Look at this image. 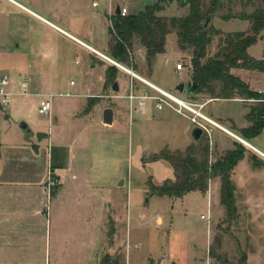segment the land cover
Here are the masks:
<instances>
[{
  "label": "rangeland",
  "instance_id": "rangeland-1",
  "mask_svg": "<svg viewBox=\"0 0 264 264\" xmlns=\"http://www.w3.org/2000/svg\"><path fill=\"white\" fill-rule=\"evenodd\" d=\"M15 1L112 59L111 36L116 16L109 19L104 5L95 9L92 0ZM33 2L50 10L49 14L41 13ZM156 2L164 4L157 16L167 20L188 13V7H182L177 0H126L124 6L130 15ZM223 3L207 27L214 26L216 17H239L240 9L251 10L243 9L239 2ZM2 11L10 14V20L0 14V76H9L14 92H18L22 76L30 80V86L27 96H14V104L0 108V264H127V257L130 264H264L263 157L253 158L251 149L242 144L247 149L244 161L231 174L236 207L232 221L218 203L216 188L205 197L199 192L175 201L149 197L152 195L146 190L148 180L156 186L175 181L169 163L151 160L155 154L185 152L190 147L196 159L201 160V149L208 146V161L213 163L224 152L210 149L205 132L198 141L191 134L186 137L187 129L192 132L195 126L172 110L158 111L150 103L145 114L139 110L131 112L129 102L119 98L128 93L131 76L116 67L112 72L116 73L114 82L119 81L121 95L112 91L108 82L98 98L85 102L84 96L99 88L104 80L99 62L102 60L93 59L87 49L6 0H0ZM77 19L79 31L65 25ZM225 35L220 31L212 36L208 56L214 55ZM262 39L255 49L263 57L264 36ZM53 44L62 53L64 50V56L61 54L58 60L40 58L49 53ZM165 46V54L147 62L144 48L133 40L128 61L115 62L179 99L204 103L208 99L204 94L190 97L188 93L192 50L178 48L174 31L166 37ZM177 63L183 66L181 73L175 70ZM92 64L94 67L89 68ZM40 75L50 81L38 90L43 94L36 92ZM132 79L136 87L143 88L137 79ZM180 83L184 84L183 93L175 90ZM260 88L264 92L263 81ZM40 94L54 95L50 116L38 114ZM245 104L247 108L256 105L254 101ZM107 108L114 111L112 129L100 125ZM210 108L239 118L244 105L232 103L223 108L216 103L202 113L207 114ZM161 112L172 116L165 121ZM21 123L27 125L28 133L19 128ZM226 127L241 136L240 131ZM258 141L251 139L249 143L264 152V131ZM56 149L58 164L67 157L72 163L65 178L71 188L65 203H59L57 198L61 171H54L55 179L51 178V152ZM119 176L129 185L117 186ZM88 177L111 202L110 211L101 210L96 204L99 196L94 197L89 191ZM95 177L104 180L99 182ZM77 198H82L81 207L77 206ZM17 207L23 212L22 218L15 213ZM157 216L163 220L162 225L156 224Z\"/></svg>",
  "mask_w": 264,
  "mask_h": 264
},
{
  "label": "trees",
  "instance_id": "trees-1",
  "mask_svg": "<svg viewBox=\"0 0 264 264\" xmlns=\"http://www.w3.org/2000/svg\"><path fill=\"white\" fill-rule=\"evenodd\" d=\"M176 0H170L173 2ZM182 7H188V13L181 18L169 20L157 16L164 10V4L156 2L144 7L136 14L126 17H115L113 46L110 56L120 64L128 61V50L133 40H137L144 48L146 61L149 62L157 55L165 53L166 37L174 31L180 50H192V75L189 86V96L204 94L209 99L232 100L240 99L247 103L254 101L245 115L249 126L241 129V137L249 141L259 136L264 129V95L250 90L248 85L233 75L234 70L258 71L264 74V58L255 60L248 55V49L255 45L264 34V0H177ZM223 2L233 4L239 2L243 9L250 8L249 13L242 12L239 17L222 16L223 20L237 18L249 23L245 32L226 34L220 41L218 50L212 56L207 55V48L213 35L220 33L213 27H205V20L212 18ZM264 54V51H263ZM115 67L105 70V82L115 83ZM191 84L195 86L191 89ZM202 159L197 160L194 149L185 152L162 151L155 154L151 160H163L170 164L175 181H165L161 186L153 185L151 180L146 183L147 193L156 197H167L171 200L181 199L188 193L205 194L212 179H219V203L224 208L226 218H235L234 185L231 180L233 169L244 159L247 149L240 143L224 152L219 158L208 161V146L201 149ZM58 150L51 152L50 172L52 180L54 171L63 169L64 162L57 163ZM253 157V155H252ZM255 158V157H253ZM57 163V164H56ZM52 194V193H51ZM246 264V263H245Z\"/></svg>",
  "mask_w": 264,
  "mask_h": 264
},
{
  "label": "crops",
  "instance_id": "crops-1",
  "mask_svg": "<svg viewBox=\"0 0 264 264\" xmlns=\"http://www.w3.org/2000/svg\"><path fill=\"white\" fill-rule=\"evenodd\" d=\"M8 1L9 3H11L13 6H15L16 8H18L19 10H21L22 12H25L31 16H33L34 18H36L37 20H39L40 22L48 25L49 27H51L52 29H54L55 31H57L58 33L62 34L63 36H65L66 38L72 40L73 42L77 43L78 45L84 47L85 49H87L90 54L92 55H89V56H92V58L96 59V58H99L100 60L102 61H99L100 64H101V69H102V72H104V80L101 82V85L99 88H96L94 91L91 90V92L87 95L84 96V100L86 102V99L88 98H98L100 96V94L102 93V90H103V85H104V82H105V70L110 67V66H114L116 68H118L116 65H114L112 62H115L113 59H111L110 57L106 56L105 54L99 52L98 50H96L95 48H93L92 46L86 44L85 42L81 41L79 38L75 37L74 35H72L71 33L67 32L66 30L60 28L59 26H57L55 24V22L53 21H50L48 19H46L45 17L39 15L38 13L34 12L33 10H31L30 8L22 5L21 3L15 1V0H6ZM30 2H32L31 0H28ZM35 4V2H33ZM36 7H40V11L41 13H43L44 15L46 14H49L48 12L50 10H46L44 7L41 8V6H39L38 4H35ZM241 8V7H240ZM251 11V10H250ZM242 12H246V10H242L240 9L239 10V14H241ZM247 13H249L247 11ZM2 16H5V18H7L6 20H10V14H6L4 13L3 11L0 13ZM76 17V16H74ZM233 17V16H232ZM54 18V17H52ZM56 18V16H55ZM59 18H57L58 20ZM60 20V19H59ZM62 21H64L62 18H61ZM214 20V29L217 30L219 33L220 31L225 33V34H228V33H236V32H245L248 30L249 28V23L246 22V21H241V20H238L237 18H233V19H229V20H223L222 17H216L213 19ZM78 19H77V22L76 20L73 21L71 20L70 22H65L64 24L70 28V29H73V30H77L79 31V27H78ZM31 30H34V28H29V31ZM264 36V34L262 35ZM87 37L88 38H91V36H89V34H87ZM263 39H259L257 41V43L253 46H251L249 49H248V55L250 57H252L253 59L255 60H261L262 58H264V54H263V57L262 55L260 54L259 50H256L255 48L257 47L258 43L262 42ZM264 51V50H263ZM165 52H166V46H165ZM51 53V54H50ZM61 54L62 56H64V50H63V53H62V49L57 46V45H51L50 48H49V53H46L43 55V57H40L42 59H52V60H58L60 57H61ZM165 54V53H164ZM95 57H94V56ZM163 55V54H162ZM158 57L160 55H157ZM156 56V57H157ZM54 57V58H53ZM91 62L89 61V64ZM116 63V62H115ZM122 67V69L118 68L119 70L123 71L124 73H126L128 76H130V74H128L126 71H130L127 67H124L122 65H120ZM94 67V65L92 64L89 68H92ZM104 67V69H103ZM131 72V71H130ZM135 76L139 77L140 79H143L144 81H147L149 83H151L149 80H147L146 78L142 77V76H139L137 74H135L134 72H132ZM181 73V72H180ZM233 75H235L236 77H238L240 80H242L244 83H246L248 85V87L250 88V90L252 91H255L257 93H261L263 94V90L262 88H260V85H261V82L263 81L264 82V74L263 73H260L258 71H246V70H234L233 72ZM42 77V78H41ZM131 82L133 81V79L131 77H129ZM41 80V84L38 86L36 92L39 94V93H42L43 92H38V90H43V87L45 85H48L50 84V81H48V79L45 77H43V75L38 78ZM37 79V80H38ZM11 80V79H10ZM36 80V82H37ZM30 81V80H29ZM118 81V79H117ZM13 81L11 80V88H12V83ZM152 85L158 87L157 85L151 83ZM14 86V85H13ZM117 86H118V92L117 95H121L120 94V84H119V81L117 83ZM160 88V87H158ZM162 89V88H160ZM13 90V89H12ZM163 90V89H162ZM90 91V90H89ZM93 91V92H92ZM165 91V90H164ZM35 92V95L37 94ZM101 92V93H100ZM167 92V91H166ZM99 94V95H98ZM41 95V94H40ZM191 97V96H190ZM188 99H191L188 97ZM249 102V101H248ZM247 102V103H248ZM12 103L14 104L13 100L11 102V105ZM220 104L223 106V108L227 105V104H232V103H241L244 105V108H243V113L241 112L239 114V118H235V116L233 117L232 114L230 113H226V112H223L222 110L220 109H209L208 110V113L207 114H204L211 122L212 124H207V128H208V133H207V136L209 138V147L210 149H215L217 150V152H225V151H228V150H231L234 148V144L235 143H240V144H243L244 146H247V148L251 149V151L253 152V156L255 158H259V156L263 157L264 158V152L261 151L259 148L253 146L252 144L249 143V141H245L242 139V137L238 134H236L233 130L229 129L226 127V125H228L229 127H232V129H236L238 131H240L241 129H244L246 127L249 126V123L245 120V115L247 114L248 112V108L246 107V104L245 102H243L242 100L240 99H232V100H221V99H206L204 103V109H206L207 107H210L212 106L213 104ZM110 109V108H109ZM164 109H169L167 107H164L162 108L160 111L164 112L165 110ZM112 110V109H111ZM120 110L121 109H118L116 110L118 112V114L120 113ZM130 110V109H129ZM171 110V109H169ZM138 110L134 111V110H131V112H137ZM113 112V121H112V126L110 127H107L108 129H112L114 126H115V120H114V111L112 110ZM146 110L144 112H140V114H145ZM161 112V113H162ZM129 113V111H128ZM161 119H164L165 121L169 120L171 118L172 115L170 114H167V113H162L161 115ZM184 118V117H183ZM186 119V118H185ZM100 125L104 126L102 124V122L100 123ZM106 127V126H104ZM264 131V129L262 130V132ZM261 132V134H262ZM190 134H191V130H188L187 129V132L184 133V135L186 137H190ZM261 134L257 137H255L253 140H256L257 142H259V137L261 136ZM243 140L245 143L241 142L240 140ZM246 148V147H245ZM257 154V155H256ZM244 160H242L240 163H242ZM239 163V164H240ZM71 161L70 159H68V157L66 158L65 162H64V167L63 169H60L61 171V176H60V183H59V190H58V200H59V203H65L67 201H69V191L71 188H69V186L67 185L66 183V177H67V170L69 169L70 165H71ZM238 164V165H239ZM59 178V176H58ZM68 179V178H67ZM73 179V178H72ZM95 180H98L99 182L103 181L104 179H102V177H95L94 178ZM74 180H77V178H75ZM85 180L87 181V179L85 178ZM120 180H123V185L127 184L129 185V181L127 182L122 176H119L116 181H119ZM87 183V187H89V191L91 192L92 196L96 197V196H99V199H98V204L100 209L101 210H105V211H110V204L111 202H109L108 200H106L101 191H97L96 187L98 186V184L96 182L92 183V179L91 177H88V182ZM210 187H209V191L206 192L205 194H203V197H205V195L207 194H211V192L213 191V188H216V193H218V196H219V187H220V184H219V179L218 178H215L213 179V181L210 182ZM85 185V184H84ZM86 186V185H85ZM104 186V185H103ZM105 186H108V184L106 183ZM118 186V185H117ZM102 189V187H101ZM82 190V189H81ZM80 190V191H81ZM147 190V189H146ZM81 194H82V191H81ZM147 194V193H146ZM189 194V193H188ZM188 194H186L185 196H187ZM83 195V194H82ZM89 196V193L86 194ZM149 197H156V196H149ZM150 198V199H151ZM157 198V197H156ZM160 198V197H159ZM82 198H77V206L81 207L80 204L82 203L81 201ZM179 200V199H177ZM175 201V200H174ZM87 202V201H86ZM145 203H147L145 201ZM219 203V202H218ZM86 203H84L85 205ZM93 206V205H92ZM86 207H87V204H86ZM19 207H17V210H16V214L20 215L21 218L23 217L22 216V213L23 212H19L20 208L18 209ZM88 210V209H87ZM91 209H89L88 211H90ZM94 210V209H93ZM90 215L87 216V217H84L85 218V221H88ZM157 218V221H156V224H158L160 222V224L162 225L163 224V220L160 219V217H156ZM96 221V220H95ZM113 222V220L111 219V223ZM130 241V236H127V241ZM127 260V264H130V260H129V257L126 258ZM164 261V260H163ZM166 262H161L160 264H165Z\"/></svg>",
  "mask_w": 264,
  "mask_h": 264
},
{
  "label": "built area",
  "instance_id": "built-area-1",
  "mask_svg": "<svg viewBox=\"0 0 264 264\" xmlns=\"http://www.w3.org/2000/svg\"><path fill=\"white\" fill-rule=\"evenodd\" d=\"M126 0H92V7L102 8L105 6L106 10L109 11V19L116 17H126L129 15L127 8L124 6ZM121 3V4H120ZM119 9V14H115V10ZM118 68L122 67L113 62ZM176 72H182L183 66L180 63H177L175 66ZM134 79H137L136 76L130 72L126 71ZM138 80V79H137ZM143 88H138L132 82L129 84L128 93L124 96H119L121 99H126L129 102L130 110H139L144 112L150 103L153 104L155 110L160 111L162 108L167 107L171 109L176 114L186 118L190 121L195 127H198L202 132L208 133L207 124H212V122L202 113L204 104H194L178 97L152 85L151 83L144 81L143 79L138 80ZM30 81L26 76H22L18 88V92H14L11 89V80L9 76L2 75L0 76V108L9 107L12 102V97L14 96H27L29 94ZM149 91L154 92L151 94ZM40 97L38 105V114L44 117L50 116L52 108V99L54 95L44 94L38 95ZM136 102V106L133 103ZM135 104V103H134ZM205 219L204 217H201Z\"/></svg>",
  "mask_w": 264,
  "mask_h": 264
},
{
  "label": "water",
  "instance_id": "water-1",
  "mask_svg": "<svg viewBox=\"0 0 264 264\" xmlns=\"http://www.w3.org/2000/svg\"><path fill=\"white\" fill-rule=\"evenodd\" d=\"M115 14L118 15L119 14V9L117 8L115 10ZM210 22V18H207L205 20V24L204 26L207 27V25L209 24ZM113 63V62H112ZM195 86L193 84H191V89H194ZM112 91L114 92H118V86H117V83L115 82L111 88ZM175 90L179 93H183L184 91V84L180 83L178 84L176 87H175ZM112 121H113V112L111 109L107 108L104 110L103 112V118H102V124L106 127H110L112 126ZM19 128L23 131H25L26 133L29 132V129L27 127V125L25 123H21L19 125ZM202 136V130L198 127H194L192 129V132H191V137L194 141H198L200 139V137ZM240 140V139H239ZM241 142L245 143L243 140H240ZM246 144V143H245ZM123 185V180H120V182L118 183V186H121Z\"/></svg>",
  "mask_w": 264,
  "mask_h": 264
},
{
  "label": "bare ground",
  "instance_id": "bare-ground-1",
  "mask_svg": "<svg viewBox=\"0 0 264 264\" xmlns=\"http://www.w3.org/2000/svg\"><path fill=\"white\" fill-rule=\"evenodd\" d=\"M136 78L139 80V77L136 76Z\"/></svg>",
  "mask_w": 264,
  "mask_h": 264
}]
</instances>
